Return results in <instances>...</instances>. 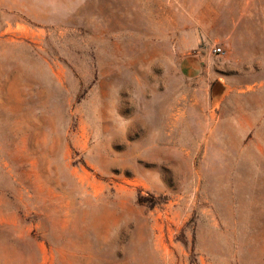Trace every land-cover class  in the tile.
Listing matches in <instances>:
<instances>
[{"label": "rangeland", "instance_id": "1", "mask_svg": "<svg viewBox=\"0 0 264 264\" xmlns=\"http://www.w3.org/2000/svg\"><path fill=\"white\" fill-rule=\"evenodd\" d=\"M0 264H264V0H0Z\"/></svg>", "mask_w": 264, "mask_h": 264}, {"label": "built area", "instance_id": "2", "mask_svg": "<svg viewBox=\"0 0 264 264\" xmlns=\"http://www.w3.org/2000/svg\"><path fill=\"white\" fill-rule=\"evenodd\" d=\"M214 53L216 55H221V54H223V49L220 46H217L214 48Z\"/></svg>", "mask_w": 264, "mask_h": 264}]
</instances>
